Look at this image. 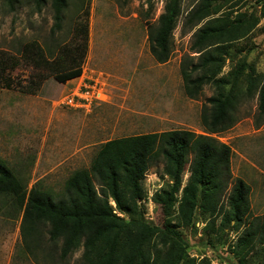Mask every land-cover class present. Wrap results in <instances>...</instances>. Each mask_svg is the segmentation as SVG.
Here are the masks:
<instances>
[{
    "label": "rangeland",
    "instance_id": "obj_1",
    "mask_svg": "<svg viewBox=\"0 0 264 264\" xmlns=\"http://www.w3.org/2000/svg\"><path fill=\"white\" fill-rule=\"evenodd\" d=\"M165 1L67 0L61 28L56 30L49 2L37 7L33 0L12 4L0 0V160L26 190L36 184L59 196L66 179L76 170L89 169L99 146L109 140L171 130L208 135L201 114L209 106L207 99L218 90L213 84L205 85L197 98H187L180 76L181 62L195 56L192 36L200 25L190 28L184 22L199 0H180L169 58L157 63L149 51L148 25L156 24ZM211 8L212 17L233 19L242 14L258 18L250 33L230 45L219 77L230 81L244 65V73L251 66L257 76H263L262 4L258 0H217ZM89 51L92 56L97 52L99 58L92 62ZM68 58H76L75 65L82 66L86 75L98 71L95 66L113 73L99 71L105 79L106 102L89 111L59 103L81 79L66 85L53 78L72 68ZM240 81L244 89L245 83ZM231 119L229 129L211 136L231 150L229 187L241 179L250 188V221L264 215V114L258 113L256 95L238 98ZM186 178L185 172L183 181ZM166 183L161 161L140 182L143 198L138 204L149 224H161V212L152 198ZM22 213L14 199L0 195V264H82V248L61 261L60 243L47 244L45 235L28 252L20 231ZM219 222L215 220L216 228ZM207 226L208 218L196 212L192 226L182 232L194 264H264V250L258 244L248 255L237 258L233 254L240 231H227L220 240Z\"/></svg>",
    "mask_w": 264,
    "mask_h": 264
},
{
    "label": "trees",
    "instance_id": "obj_2",
    "mask_svg": "<svg viewBox=\"0 0 264 264\" xmlns=\"http://www.w3.org/2000/svg\"><path fill=\"white\" fill-rule=\"evenodd\" d=\"M13 1L6 0L8 4ZM33 1L37 7L50 3L54 29L60 30L67 0ZM216 1L199 0L187 13L184 24L200 26L192 36L195 56H187L180 64L187 98H197L205 85L213 84L218 90L207 99L209 106L201 114L208 135L171 130L106 141L94 154L89 169L76 170L66 179L59 196L36 184L26 190L0 160V195L14 199L23 209L20 231L28 252L30 246L37 248L45 235L47 244L60 243L61 261L82 248V264H194L188 258L182 232L192 226L196 212L208 218L207 227L220 240L226 238L227 231H240L233 247L237 258L250 254L256 244L264 250V215L248 221L250 188L241 179L229 187L231 150L211 136L231 127V110L238 98L256 95L258 113L264 114V75L257 76L251 66L244 73V65L230 81L219 77L230 45L250 33L258 18L242 14L233 19L212 17L211 6ZM258 1L264 15V1ZM179 13L180 0H166L156 24L148 25L149 51L157 63L169 58V41ZM68 51L73 53V49ZM68 60L72 68L53 76L58 83L65 84L82 74V66L75 65L76 58ZM239 79L245 83L244 89ZM160 161L167 183L153 195L162 221L152 225L144 221L138 204L143 198L140 182ZM216 219H220L217 228Z\"/></svg>",
    "mask_w": 264,
    "mask_h": 264
},
{
    "label": "built area",
    "instance_id": "obj_3",
    "mask_svg": "<svg viewBox=\"0 0 264 264\" xmlns=\"http://www.w3.org/2000/svg\"><path fill=\"white\" fill-rule=\"evenodd\" d=\"M78 78H81L79 83L69 88L67 93L61 97L59 101L61 105L70 109L89 111L94 106L107 101L108 94L105 79L102 75L89 76L85 73L84 76ZM103 87H105V90H103ZM110 204L114 208L111 201ZM119 216L122 217V215Z\"/></svg>",
    "mask_w": 264,
    "mask_h": 264
},
{
    "label": "crops",
    "instance_id": "obj_4",
    "mask_svg": "<svg viewBox=\"0 0 264 264\" xmlns=\"http://www.w3.org/2000/svg\"><path fill=\"white\" fill-rule=\"evenodd\" d=\"M98 57L99 58V55L97 54V52L94 54V56H92L91 54H90V51H89V59L93 62L94 61V57ZM95 69H97L98 71H96V70H90L91 72H88V74L87 75H89V76H93V75H97V76H100V75H102L103 73L102 72H99V71H109V70H105L104 68H102V67H96L95 66ZM87 73V72H86ZM91 73H93V75H91ZM98 73V74H97ZM109 73L110 74H113V73H111V71H109ZM85 75V70L84 71H82V74H81V77L82 76H84ZM76 79H78V78H75V79H72V80H69V81H67L66 82V85L67 84H69V82H72V81H74V80H76ZM128 82V81H127ZM130 84V83H129Z\"/></svg>",
    "mask_w": 264,
    "mask_h": 264
}]
</instances>
